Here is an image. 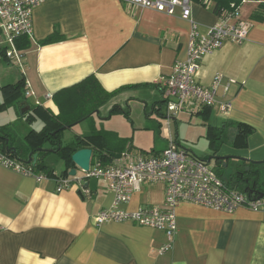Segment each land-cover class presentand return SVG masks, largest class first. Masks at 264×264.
Listing matches in <instances>:
<instances>
[{
  "label": "crops",
  "instance_id": "1",
  "mask_svg": "<svg viewBox=\"0 0 264 264\" xmlns=\"http://www.w3.org/2000/svg\"><path fill=\"white\" fill-rule=\"evenodd\" d=\"M190 1V19L120 0H45L36 5L29 45L20 49L22 70L10 65L0 53V89L23 77L24 89L31 91L0 111V126L10 136V145L23 147L28 153L24 136L42 127L39 116L26 118L30 106L40 105L56 114L53 93L92 74L105 90H120L99 108L91 122L83 120L87 129L76 135L107 131L129 144L128 149L115 153L120 154L118 158L112 156L102 163L124 164L134 155L145 153L141 146L135 151L133 148L135 141L142 142L140 138L146 133L142 129L152 126L151 122H156L164 146L148 153L163 149L164 106L159 103L158 79L171 73L176 60L186 57L191 21L197 23L202 34L220 21L212 9ZM260 2L264 0H240V17L251 22L246 39L226 42L206 54L197 70V81L203 86H209L216 75L221 76L216 99L230 101L227 114L221 115L215 107L198 111L192 106V113L184 110L171 119L170 128L172 131L174 126L172 133L178 146V120L186 115H200L204 132L207 124L222 127L233 147L213 155L215 167L229 157L238 158V165L264 162V21L250 18ZM54 31L63 38L38 43ZM229 80L232 83L224 92L223 86ZM2 99L0 90V102ZM134 102L143 109L137 124L128 108ZM113 104L124 111L128 108L130 140L123 129H99V122L110 117ZM206 109L208 115L203 118L200 112ZM38 122L40 126L35 125ZM238 124L251 129L243 146L233 144ZM14 131L23 142L13 140ZM124 151L129 152L128 156H123ZM93 160L91 156L90 163ZM52 168L53 175L36 180L0 165V264H264V209L239 207L226 212L181 202L175 208L177 232L172 248L159 253L166 242L161 230L130 221L95 224L93 217L111 206L114 197L102 179L86 178L57 192L56 179L63 164L60 171ZM80 172L76 169L74 176L81 177ZM163 197L162 183L144 184L118 208L134 212L143 205H161Z\"/></svg>",
  "mask_w": 264,
  "mask_h": 264
},
{
  "label": "built area",
  "instance_id": "2",
  "mask_svg": "<svg viewBox=\"0 0 264 264\" xmlns=\"http://www.w3.org/2000/svg\"><path fill=\"white\" fill-rule=\"evenodd\" d=\"M45 0H0V45L9 63L22 70V53L15 47V39L29 37L32 33V10ZM140 8L153 9L168 15H178L190 19V0H120ZM207 5L208 1H204ZM251 22L240 17L239 7L226 12L220 21L208 27L205 33L198 31L197 23L191 21L190 39L186 57L176 60L171 73L158 79L161 88L162 135L166 146L152 153H138L128 162L119 165H104L94 159L87 171H81V177L59 176L56 179L57 192L70 188L86 178L102 179L113 192V203L101 209L94 217L95 224L105 222L130 221L137 225L148 226L164 232L166 242L159 253L172 248L177 232L175 208L181 202L231 212L239 207L251 210L264 209V195L256 197L240 190L236 186L226 185L215 169L206 162L178 146L170 125L171 119L186 110L215 107L221 115H226L230 101L217 100L216 95L221 76L216 75L209 86L197 81V70L201 59L211 51L220 48L226 42L241 43L248 34ZM232 80L227 81L224 92L228 91ZM31 91L24 89V96ZM49 96V95H47ZM129 152L124 151L123 156ZM0 165L40 180L42 173L33 172L30 165L17 161L0 150ZM162 183L164 197L161 205H143L134 212L120 210L118 206L127 203L132 194L144 184Z\"/></svg>",
  "mask_w": 264,
  "mask_h": 264
},
{
  "label": "trees",
  "instance_id": "3",
  "mask_svg": "<svg viewBox=\"0 0 264 264\" xmlns=\"http://www.w3.org/2000/svg\"><path fill=\"white\" fill-rule=\"evenodd\" d=\"M194 1L200 3L204 7L212 9V12L219 17L226 12L233 11V9L239 7L240 4V0ZM204 1H208L209 4L207 5ZM250 18L257 21H264V2H260L257 5L256 9L251 13ZM62 38L59 32L54 31L44 39H41L38 43L44 45L59 41ZM14 43L15 47L20 50L28 47L29 40L27 36H21L15 39ZM0 53L4 59L7 60L2 45H0ZM0 90L3 98L0 102L1 111L10 103L24 97L23 77L13 84L3 85ZM119 90L120 89L107 91L100 85L94 75H87L75 84L53 93L52 100L58 108L56 114L40 105L30 106L26 118L30 119L39 116L42 119V127L39 130L31 129L24 136L25 145L29 150L28 153H25L26 150H24L23 147H14L10 145V136L5 130V127L2 126H0V150L14 157L17 161L25 165H30L33 172H42L45 176L53 175V168L46 161V156L49 152H55L60 157L63 164V169L60 173L62 177L68 176L69 170L75 167L71 161V155L80 148H91L92 158L94 157V159L96 158L101 161L111 159V153H120L128 149L129 144L126 139H122L111 132L97 131L87 136L76 135L71 141L63 143L61 141V134L66 128H70L83 120L91 122L93 116L98 114L99 108L106 104ZM159 103H163L162 100L159 101ZM116 111L126 112L118 104H113L108 114H112ZM200 113L203 118H206L208 110L206 109ZM237 126L238 132L233 144L236 146H243L245 145V136L251 129L241 124ZM206 135L211 140L210 144L215 154L218 150L220 140L223 141L226 135H224L221 126H212L210 124H207ZM44 145H48V147L44 148ZM34 153H37L35 162L33 164L27 162L29 155ZM145 153H148V151ZM207 159L208 158L204 160ZM253 164V162L246 164L249 166L247 171L240 168V165L245 166L244 162H240L239 165L236 164L234 166V172L229 175V178H224L222 176L221 166L214 169L226 185H233L244 191L245 186L250 185V183L257 178L258 174L262 176V170L264 171V162ZM245 179L248 180L247 183L244 182ZM256 187L264 192L260 180L256 183Z\"/></svg>",
  "mask_w": 264,
  "mask_h": 264
},
{
  "label": "rangeland",
  "instance_id": "4",
  "mask_svg": "<svg viewBox=\"0 0 264 264\" xmlns=\"http://www.w3.org/2000/svg\"><path fill=\"white\" fill-rule=\"evenodd\" d=\"M12 65V64H10ZM18 68V67H17ZM19 69V68H18ZM142 106H139L135 102L131 105H129L128 108H130L129 113L130 116L133 118L134 122L137 124L138 118L140 115H143V109ZM128 108H126V112L123 111H116L110 115L108 119H105L103 121L99 122V129L103 128L106 130H114V131H121L123 129L124 133L129 134V140L131 139V122L126 117ZM186 118L184 120H178L179 123V140H180V147L188 150L190 153L196 154L198 158H208L210 156H213V149L211 147V140L206 135V132L202 130V124L203 121L201 119L200 115L192 114V116H185ZM156 123V122H155ZM154 122H151L150 124H153L155 126H150L148 128L142 129L143 131H146L145 135H142L140 140L142 142L135 141V148L133 150H137L138 146H141L145 151L151 152L153 149H160L162 148L163 141L159 137L158 133V127L157 124ZM36 126H40V122L35 124ZM87 124L84 121H81L75 125L72 126V128H66L62 131L61 134V140L62 142H66L69 140H72L76 134H79L86 130ZM14 129V128H13ZM162 130V129H161ZM119 131V132H120ZM139 131V130H138ZM137 131V132H138ZM172 131H174V126L172 127ZM13 140H15L18 143L23 142V139L20 134H18L16 131L12 134ZM227 137L223 138V141L218 140V150L217 152H221L223 149L228 147H233L230 140H227ZM216 152V153H217ZM46 161H50V164L58 171L62 169V161L60 157L55 152H49L46 156ZM237 160L234 158H227L226 161L221 162V169L223 171L222 176L225 178L233 170V167L237 164ZM210 166L213 168H219L218 166L215 167V160L214 158L210 161ZM240 168L247 171L249 169L248 165L242 166L240 165ZM80 172V170L78 169ZM81 173V172H80ZM264 179V178H263ZM261 179V181H263Z\"/></svg>",
  "mask_w": 264,
  "mask_h": 264
},
{
  "label": "water",
  "instance_id": "5",
  "mask_svg": "<svg viewBox=\"0 0 264 264\" xmlns=\"http://www.w3.org/2000/svg\"><path fill=\"white\" fill-rule=\"evenodd\" d=\"M112 156L118 158L120 156V154H115V153H111ZM37 153L34 154H30L27 162H31L32 164L35 162ZM92 156V150L89 147H85V148H80L78 150H76L75 152L72 153L71 155V161L73 162L74 166L73 168H71L68 172V175L70 176H74L76 173V169H79L80 171H87L90 165V159ZM215 159L216 156H210L208 157V159L206 160L207 163H210L211 159ZM238 160V158H237ZM234 172V167L233 170L229 173V175L231 173ZM237 174V173H236ZM260 177V178H259ZM261 178L263 179V177L257 176V178L255 180H253L250 185L245 186L244 188V192L250 195H256V197H261L264 195V192L261 189H258L256 187V183L258 182V180H260L261 182V186L264 189V179L263 181H261ZM245 183L248 182L247 179L244 180Z\"/></svg>",
  "mask_w": 264,
  "mask_h": 264
}]
</instances>
